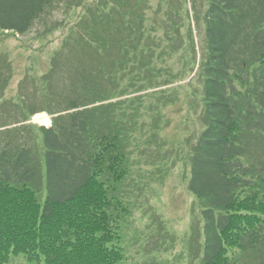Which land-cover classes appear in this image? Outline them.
Here are the masks:
<instances>
[{
	"label": "trees",
	"instance_id": "obj_1",
	"mask_svg": "<svg viewBox=\"0 0 264 264\" xmlns=\"http://www.w3.org/2000/svg\"><path fill=\"white\" fill-rule=\"evenodd\" d=\"M137 3L0 0L2 33L26 35L52 10L83 8L49 72L0 122V264L14 254L44 264H126L120 233L133 206L126 181L136 153L150 144L138 137V108L123 97L138 83L155 86L151 65L160 49ZM194 9L199 60L193 35L167 25L165 35L178 50L188 44L195 66L182 56L184 74L197 65L192 84L202 86L203 129L186 141L189 189L204 222L196 258L203 252L201 264H239L231 254L240 251L264 264V0H200ZM77 42L96 62L85 69L68 62L61 72V58ZM43 111L54 115L51 127L24 123Z\"/></svg>",
	"mask_w": 264,
	"mask_h": 264
},
{
	"label": "rangeland",
	"instance_id": "obj_2",
	"mask_svg": "<svg viewBox=\"0 0 264 264\" xmlns=\"http://www.w3.org/2000/svg\"><path fill=\"white\" fill-rule=\"evenodd\" d=\"M198 1L200 3V0H138L135 7L138 16L139 12L144 13V26L153 35L152 39H157L160 49H157L159 59L154 60L151 65L155 86L149 88L147 84L138 83L136 87L126 88L128 95L123 97H131L133 106L138 108V137L143 143L150 144L142 145L136 153L135 166L126 181L129 183L125 189L126 201L133 205L129 225L120 233L126 264L201 263L195 259L201 244L200 230L203 228V223L198 220L201 203L189 189L190 144L186 141L189 136L199 134L203 129L202 86L200 83L192 84L195 72L184 74L188 68H184L185 58L181 57L185 55L188 66L192 62L188 44L185 46L186 51L178 50L180 43L165 35L166 25L181 29L185 38L193 35V48L196 45L199 60L203 39L199 35L197 12L194 9L195 4L199 5ZM82 9L74 8L68 15H64L62 8L52 10L43 15L26 35L0 32V105L6 107L0 112V122L11 120L16 106L20 105V93L31 92L35 82L42 80L49 72L54 56L69 37L72 25ZM156 11H159L157 15L161 18L156 19ZM64 18L61 27L44 34ZM74 45L76 48L73 53L70 48L60 60L61 72L68 62H78V66H83L82 69L89 68L91 62H96L95 55L89 48L79 42L72 47ZM192 66L195 63L192 62ZM197 69L196 65L195 70ZM23 78H27L29 82L20 83ZM188 85L190 94L181 88ZM48 113L52 119L50 112ZM161 158L163 161H160ZM231 256H236L239 264H255L252 256L247 254L236 251ZM8 264L44 262L31 261L24 254H14Z\"/></svg>",
	"mask_w": 264,
	"mask_h": 264
},
{
	"label": "bare ground",
	"instance_id": "obj_3",
	"mask_svg": "<svg viewBox=\"0 0 264 264\" xmlns=\"http://www.w3.org/2000/svg\"><path fill=\"white\" fill-rule=\"evenodd\" d=\"M35 120H37L38 122H40L42 124H46V125H50V123H51V119H50L49 114H47L45 112L36 114Z\"/></svg>",
	"mask_w": 264,
	"mask_h": 264
}]
</instances>
